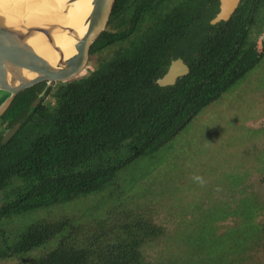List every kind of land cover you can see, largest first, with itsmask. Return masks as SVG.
I'll use <instances>...</instances> for the list:
<instances>
[{
  "label": "trees",
  "instance_id": "16d2710c",
  "mask_svg": "<svg viewBox=\"0 0 264 264\" xmlns=\"http://www.w3.org/2000/svg\"><path fill=\"white\" fill-rule=\"evenodd\" d=\"M218 11L217 3L204 8L182 7L178 0H117L108 29L94 45L95 52L117 45L116 59L83 79L54 84L32 113L45 83L16 97L4 119L9 127L22 126L8 143L0 139V262L33 254L25 264H264V201L255 194L238 205L232 201L234 207L218 206L224 213L186 219L183 243L175 241L177 228L173 234L144 216L85 224L87 217L57 213L56 222L7 229L20 226L17 218L29 212L60 205L82 209L78 203L95 194L99 208L109 205L107 198L147 196L140 185L123 189L120 172L166 150L184 124L263 58L257 41L264 31V0H243L229 21L213 26ZM178 58L187 61L189 74L173 86H159ZM230 218L231 225L218 224ZM161 237L175 257L149 261L146 247ZM47 245L54 247L34 255Z\"/></svg>",
  "mask_w": 264,
  "mask_h": 264
},
{
  "label": "rangeland",
  "instance_id": "374dc122",
  "mask_svg": "<svg viewBox=\"0 0 264 264\" xmlns=\"http://www.w3.org/2000/svg\"><path fill=\"white\" fill-rule=\"evenodd\" d=\"M257 49L263 54L259 64L229 92L185 125L167 145L166 150L143 159L139 165L135 163L136 167L131 166L120 172L118 179L125 184L123 189L133 184L134 190H137L140 185V191L147 189L145 193L148 197L141 199L135 196L122 202H113L111 198H107L105 202L109 205L99 208L97 205L100 194H95L86 200L88 202L78 203L77 208L85 205L82 209L71 211L72 207L69 205H60L46 209L47 211L29 212L31 214L17 218L20 226L11 223L7 227H13L7 229L19 231L31 222H56L58 220L52 218L57 213H62L60 217L80 221L87 217L85 224H93L95 220L107 217L117 224L122 220L130 221L144 216L171 233L177 228L176 241L179 234L190 228L188 223H184L186 219L198 220L200 213H224L218 206L234 207L242 197L250 194H255L264 201V49L261 39L257 41ZM117 50L118 46L112 45L95 52L92 66L80 79L116 59L119 55ZM46 96L45 94L42 101ZM146 174L148 176L142 179ZM110 208L112 212L106 213ZM232 223L234 219L230 218L218 224L228 226ZM14 226L20 229H14ZM85 232L88 231L79 235V241L86 237ZM182 237L179 239L180 243H183ZM167 246L163 237L159 242L149 244L146 247L148 260L156 262L174 258V252L171 253L172 250ZM53 247L47 245L34 255L38 257L47 248ZM32 255L25 261L5 260L0 264H25Z\"/></svg>",
  "mask_w": 264,
  "mask_h": 264
},
{
  "label": "water",
  "instance_id": "95a60500",
  "mask_svg": "<svg viewBox=\"0 0 264 264\" xmlns=\"http://www.w3.org/2000/svg\"><path fill=\"white\" fill-rule=\"evenodd\" d=\"M47 1L51 0H34L30 5L36 4L35 8L21 12L0 6V121L24 91L46 85L32 103V113L54 84L73 82L88 72L94 60V45L108 29L117 0H92V9L79 30L69 23L71 9L80 0H67L55 18L45 16L44 12L38 15L37 9ZM240 2L220 0L219 12L211 25L229 21ZM58 39H70L73 47L67 49L59 45ZM261 43L264 45V35ZM188 74L189 67L182 59H177L157 83L161 87L172 86ZM20 127L19 123L8 130L4 142L8 143Z\"/></svg>",
  "mask_w": 264,
  "mask_h": 264
},
{
  "label": "bare ground",
  "instance_id": "6f19581e",
  "mask_svg": "<svg viewBox=\"0 0 264 264\" xmlns=\"http://www.w3.org/2000/svg\"><path fill=\"white\" fill-rule=\"evenodd\" d=\"M66 1L67 0H51L45 2L37 9L38 15H41L42 12H44L45 16L48 15V17L52 16L55 18L59 15L58 11L60 6L64 5ZM33 2L34 0H0V6L4 7V9H17L19 12H21V10L25 11L28 8H35L36 4L34 6L30 5ZM91 2L92 0H80L77 2L76 6L71 9V20L69 23L70 27L78 30L82 29L83 23L87 19L92 9ZM34 16L38 17L36 13ZM58 43L67 49L73 47L72 41L70 39H58Z\"/></svg>",
  "mask_w": 264,
  "mask_h": 264
},
{
  "label": "flooded vegetation",
  "instance_id": "af4514ba",
  "mask_svg": "<svg viewBox=\"0 0 264 264\" xmlns=\"http://www.w3.org/2000/svg\"><path fill=\"white\" fill-rule=\"evenodd\" d=\"M178 2H179V4L182 6V7H184V6H190V5H192L193 7H204V8H212L213 6H215L216 5V3L218 4V9H220V0H178ZM242 2H243V0H241V2H240V5H239V7L241 6V4H242ZM239 7H238V9H239ZM237 9V10H238ZM237 10H236V12H237ZM219 12V11H218ZM235 12V13H236ZM235 13H234V15H235ZM218 14V13H217ZM216 14V15H217ZM216 17V16H215ZM214 17V18H215ZM213 18V19H214ZM232 18V17H231ZM221 23V22H220ZM210 24H211V21H210ZM219 24V23H218ZM217 25V24H216ZM213 26H215V25H213ZM263 35H264V33H263ZM263 35H261L260 36V38L259 39H261L262 38V36ZM263 47V46H262ZM178 59H182V58H178ZM177 60V59H176ZM183 60V62L189 67V65H188V63H187V61H185L184 59H182ZM174 61V60H173ZM173 61H171V63L173 62ZM171 63H170V65H171ZM170 65H169V67H170ZM169 67H168V69H169ZM168 69H167V71H168ZM167 71H166V73H167ZM189 71H190V67H189ZM165 73V74H166ZM165 74L162 76V77H164L165 76ZM161 77V78H162ZM160 78V79H161ZM181 78V77H180ZM179 78V79H180ZM178 81V80H177ZM177 81H176V83H177ZM175 83V84H176ZM46 86V85H45ZM173 86V85H172ZM51 88V87H50ZM49 88V89H50ZM7 114V113H6ZM6 114L2 117V119H1V121H0V123H1V125H0V139H2V142L3 143H5L4 142V137H5V135H6V133H7V131L8 130H10V129H12V128H14L17 124H19V123H17L16 125H14L13 127H9V123L7 122V120L6 119H4V117L6 116ZM21 124V126H22V123H20ZM21 128V127H20ZM19 128V129H20ZM3 129V130H2ZM4 130H5V133H4ZM3 131V132H2ZM19 131V130H18ZM17 134V133H16ZM14 138V137H13ZM11 141V140H10Z\"/></svg>",
  "mask_w": 264,
  "mask_h": 264
}]
</instances>
